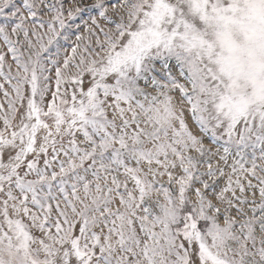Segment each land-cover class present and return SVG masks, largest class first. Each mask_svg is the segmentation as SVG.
Returning a JSON list of instances; mask_svg holds the SVG:
<instances>
[{
  "label": "snow or ice",
  "instance_id": "obj_1",
  "mask_svg": "<svg viewBox=\"0 0 264 264\" xmlns=\"http://www.w3.org/2000/svg\"><path fill=\"white\" fill-rule=\"evenodd\" d=\"M0 264H264V0H0Z\"/></svg>",
  "mask_w": 264,
  "mask_h": 264
}]
</instances>
